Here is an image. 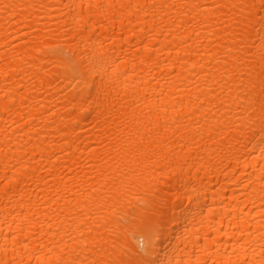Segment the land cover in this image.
<instances>
[{"label":"bare ground","instance_id":"6f19581e","mask_svg":"<svg viewBox=\"0 0 264 264\" xmlns=\"http://www.w3.org/2000/svg\"><path fill=\"white\" fill-rule=\"evenodd\" d=\"M0 264H264V0H0Z\"/></svg>","mask_w":264,"mask_h":264}]
</instances>
